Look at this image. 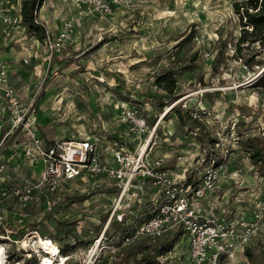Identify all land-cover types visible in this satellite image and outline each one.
<instances>
[{"label": "rangeland", "instance_id": "rangeland-1", "mask_svg": "<svg viewBox=\"0 0 264 264\" xmlns=\"http://www.w3.org/2000/svg\"><path fill=\"white\" fill-rule=\"evenodd\" d=\"M233 1L135 0L130 7H116L112 14L82 18L74 29L75 40L62 53L66 56L53 58L50 65H39L34 57L17 71L16 90L23 101L36 104L48 141L92 139L109 164L113 147L122 143L135 147L141 141L149 159L162 158L177 180L196 183L212 154L224 171L212 191L215 201H220L213 212L219 207L244 209L249 217L264 202V177L239 140L249 134L264 136V40L238 51L242 30ZM43 5V15L57 14L56 21L74 11L72 0H45ZM60 27L58 23L50 29L55 33ZM32 35L40 50L43 42L35 34L28 33V38ZM253 57L255 62L249 63ZM167 68L177 72V96L160 110L157 96L164 92L156 86L155 76ZM175 101L205 123L217 139L213 148L201 141L202 132L190 120L184 125L169 110ZM122 103L136 105L150 131L157 125L148 141L150 131L142 139L123 132L118 119ZM24 139L21 130L11 133L0 147V161L14 167L19 161H8L4 151L21 148ZM19 163L24 171L34 167L25 158ZM235 169H241L237 176ZM37 175L31 176L33 180H38ZM48 189H41L40 203L23 206L26 215L15 214L19 206L12 197L2 202L10 235L15 234L14 242L0 234L4 264H40L44 257L54 264L63 258L62 264H108L132 244L159 245L171 236L122 241L116 230L114 221L129 223L141 217L140 211L156 195L147 189L132 185L125 190L106 175L65 180ZM35 228L41 236L36 241L25 234ZM59 245L68 247L67 253L60 256ZM186 251L187 245L178 244L161 259L178 264ZM226 264H264V225Z\"/></svg>", "mask_w": 264, "mask_h": 264}, {"label": "built area", "instance_id": "built-area-1", "mask_svg": "<svg viewBox=\"0 0 264 264\" xmlns=\"http://www.w3.org/2000/svg\"><path fill=\"white\" fill-rule=\"evenodd\" d=\"M74 11L66 17L57 31L50 29L47 21L37 12L36 22L45 28V37L41 40L50 57L63 53L75 40L74 29L77 21L92 18L97 14H112L116 7H130L135 0H72ZM27 27L21 15V3L16 0H0V41L4 38L24 40L28 38ZM34 36V35H33ZM25 62L29 58L24 59ZM0 96L4 100L2 112L4 120L0 123L3 136L0 147L11 133L21 130L25 139L21 146L23 157L32 165L41 166L39 179L24 177L18 184L9 185L6 180L7 162L0 161V225L10 235L7 216L2 202L12 197L18 204V214L26 215L25 205H36L42 201L41 189L54 190L62 181L78 177L97 178L106 174L119 183L125 190L140 178L150 179L151 186L157 190L156 199L165 197L156 213L139 224L133 235L126 241L145 235L162 237L168 231L181 228V239L175 244L187 245L186 253H181L178 264H226L232 261L236 253L247 246L257 231L264 225V202L249 214L244 209L239 211L237 220L229 222L221 212L204 213L199 209L200 201L208 196L221 180L222 165L210 164L204 167L200 181L181 182L163 166V159H149L148 152L141 146L129 147L122 143L111 149L112 163L103 156L97 142L92 139H56L48 141L40 130L37 106L33 100L21 99L10 80V67L0 62ZM118 119L123 125V132L134 133L138 138L150 131L147 118L140 114L137 107L122 103ZM156 125L150 131L147 141L152 137ZM128 146V147H127ZM10 156L9 159H12ZM241 169H235L237 176ZM233 175L230 174L229 177ZM159 194V195H158ZM36 241L41 238L38 230L27 231ZM24 234V235H25ZM48 236H44V239ZM53 239V238H52ZM102 237H100L99 242ZM54 240V239H53ZM57 244V242L54 240ZM58 245V244H57ZM59 255L61 248L58 246ZM46 254H49L48 252ZM66 257V256H65ZM68 257V256H67ZM66 257V259H67ZM57 258H55V263ZM41 261V259H40ZM43 261L40 262L42 264ZM38 264V263H37ZM57 264V263H56Z\"/></svg>", "mask_w": 264, "mask_h": 264}, {"label": "trees", "instance_id": "trees-1", "mask_svg": "<svg viewBox=\"0 0 264 264\" xmlns=\"http://www.w3.org/2000/svg\"><path fill=\"white\" fill-rule=\"evenodd\" d=\"M44 1L45 0H21L20 2L22 20L27 27V31L29 33L35 34L41 40L45 37V28L42 24L36 22L35 19L37 16V12L44 4ZM233 8L241 23L242 31L238 38L236 46L238 51L242 52L243 48H251L252 45H255L256 42L264 40V0H234ZM253 62H255L254 57L252 58L251 62L249 61V63ZM155 84L164 92L161 95L157 96V106L160 110H162L165 106L169 105L176 99V89L178 87V77L176 70L173 68H167L158 72L155 76ZM133 106L137 107L136 105ZM169 110L175 111L180 118V121L184 125H186L188 120H190L192 126L198 128L200 132H202V137H199L201 141H203V143L208 142V145L211 146V148L214 147L217 139L213 138L210 135V132L207 129L205 123H203L199 117L195 116L192 109L183 110L176 103L173 104ZM154 122L155 118L150 121V125H153ZM155 130H157V125ZM239 142L241 146L247 151V154L249 155L252 163L259 168L261 175L264 177V136L261 134H249L247 135V137L240 139ZM211 155L212 154H209V157L207 158V164L214 163L215 165H219V161L216 160L215 157H211ZM134 182L135 184L139 182V184L142 185V188L140 190L147 189L150 193L157 192V190L151 186L150 179L146 177L140 178L138 181ZM188 182L192 181L189 180ZM159 194L160 196L158 199L153 196L149 201H147L148 203L146 205V208L140 211L142 215L138 219L134 218V221L129 223H126L125 221H114L116 230L121 233L122 241H125L126 237L133 235L139 224L146 221L156 213L157 209L165 199V197L161 195V192ZM13 200L18 206L19 202L16 199ZM15 214L19 215L18 211L15 212ZM4 233L5 229L0 225V234ZM170 234L171 236L169 237V239H167L165 242L160 243L159 245L145 243L141 244L138 247V245L132 244L116 255H113V259L108 264H167L166 261H162L161 258L167 252L171 251L175 244L179 241L181 228L168 231L162 237H150L142 235L132 239L135 240L140 237L159 239L164 238ZM11 236H15V234L12 233ZM14 238L15 237H13V239ZM120 244L121 243H118V245L116 246H119ZM60 248L61 253L63 254L67 253V251L69 250L68 247L60 246Z\"/></svg>", "mask_w": 264, "mask_h": 264}, {"label": "crops", "instance_id": "crops-1", "mask_svg": "<svg viewBox=\"0 0 264 264\" xmlns=\"http://www.w3.org/2000/svg\"><path fill=\"white\" fill-rule=\"evenodd\" d=\"M17 1V0H16ZM21 0L17 1V3H20ZM45 5H43L40 10V17H42V19L46 20L50 27L52 29L55 30L56 25L58 26L59 24H62V19H59L56 21V16H58L57 14H53V15H48L45 16L43 15V9H44ZM65 7V6H64ZM63 7V8H64ZM62 20V21H61ZM55 26V28H54ZM32 34V33H30ZM35 36H31L30 38L24 39V40H15V39H9V38H4L1 39L0 41V62H6L9 67H10V80L11 83L15 86L16 88V80H15V76L20 75L19 72H17L20 69H23L24 65H28L33 58L35 57L38 61H39V65L41 64H47L50 65L53 61V58H56L57 56H66L62 53H57L55 54L53 57H50L47 54V51L44 47V45H41V49L39 50V43L36 41L37 39L33 38ZM29 39V40H28ZM4 52V54H2ZM64 53V52H63ZM29 58L28 62H25L24 59L25 58ZM62 58V57H60ZM38 65H36L37 67ZM2 96H0V123L4 120H2V107L4 104V100L1 98ZM34 98V97H33ZM39 123H40V130L41 132L43 131L42 125H41V117L39 116ZM121 128L123 130V125L121 124ZM3 131L0 130V141L1 138L3 136ZM43 134V132H42ZM44 135V134H43ZM45 137V135H44ZM52 137H48V139H50ZM55 139H50V140H56V139H63L60 137H54ZM9 144V142H7L5 145ZM10 145H7V147ZM17 146L14 149H10L11 147H9L8 149H5V155L7 154V160L10 161L11 159L10 156H13L12 159H14L15 161H19V162H23V154L21 151V148ZM111 152V150H110ZM198 160V159H197ZM16 163V165H13L14 167H8L7 171H6V180H7V184L9 185H13V183H11L13 180H17L18 178L22 177V179L24 177H29L32 178L31 176H34L37 172L39 175L38 179L40 177V172H41V166H36L33 165L34 167L30 168L29 170H25L23 169V166H21V163ZM14 164V163H13ZM33 179V178H32ZM20 181H18L17 183H19ZM16 184V183H15ZM220 201L217 200L215 201V196L212 193H210L208 196H206L205 198H203L200 201L199 204V209L204 212H210L213 211L212 209H214L215 206H217V203H219ZM219 212H221L223 215V217L226 218L227 221L229 222H240L239 220H237V215L239 214V210L237 211H233L232 209H229L228 207L225 208H220L219 207ZM218 212V213H219Z\"/></svg>", "mask_w": 264, "mask_h": 264}, {"label": "bare ground", "instance_id": "bare-ground-1", "mask_svg": "<svg viewBox=\"0 0 264 264\" xmlns=\"http://www.w3.org/2000/svg\"><path fill=\"white\" fill-rule=\"evenodd\" d=\"M42 241L43 240L41 239L40 242L43 243ZM46 245H47L46 247H48V249H50L49 244L46 243ZM51 250L54 251L53 249H51ZM59 260L60 261L58 262V264H62V262L64 261V258L63 259H59ZM4 261H6L5 260V250H4V246L0 244V264H4ZM43 261H44L43 264H54L49 257L48 258L44 257Z\"/></svg>", "mask_w": 264, "mask_h": 264}, {"label": "water", "instance_id": "water-1", "mask_svg": "<svg viewBox=\"0 0 264 264\" xmlns=\"http://www.w3.org/2000/svg\"><path fill=\"white\" fill-rule=\"evenodd\" d=\"M174 103H176V101Z\"/></svg>", "mask_w": 264, "mask_h": 264}]
</instances>
